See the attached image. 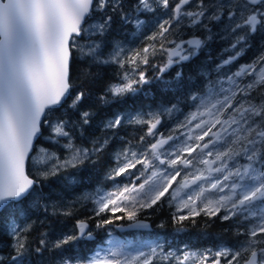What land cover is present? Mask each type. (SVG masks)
Returning a JSON list of instances; mask_svg holds the SVG:
<instances>
[{"label": "snow or ice", "instance_id": "snow-or-ice-1", "mask_svg": "<svg viewBox=\"0 0 264 264\" xmlns=\"http://www.w3.org/2000/svg\"><path fill=\"white\" fill-rule=\"evenodd\" d=\"M192 2L177 0L171 17L160 22L159 32L149 39H167L165 34L172 29L173 22L179 27L186 20L189 26L207 29L202 21L227 19V31L235 35L231 44L234 51L217 66L221 68L243 54L250 46L251 36L258 30L264 31V0H213L211 4L197 0L195 11L186 7ZM118 3L119 0H0V210L14 207L10 202H19L34 190L37 181L26 172V162L41 132V119L46 117V110L60 105L71 87L69 70L77 38L86 33V21L95 13L115 11ZM138 3L145 11L154 10L152 0H138ZM159 3L165 9L169 7V0H159ZM111 21L112 17L105 15L101 22L90 26L92 32L103 35ZM141 23L136 21L138 28ZM208 32L210 40L211 30ZM204 43L193 38L176 44L171 50L165 49L168 52L165 67L171 66L173 57L190 59ZM98 47L93 44L87 54H94ZM122 51L117 49L112 61L119 62L121 67L125 63L138 67V64H148L149 54H155L156 46H146L119 60ZM123 79L125 83L110 89L113 95L134 91L136 83H147L143 72L139 73V81L129 79L127 74ZM217 84L218 87H212L205 97L199 98V108L187 120V124L197 123L182 134L183 140L155 131L161 123L160 114H153L147 121H136L147 123L148 135L155 139L139 153L125 149L118 154V167L109 179L128 176L142 182L138 186L135 183L117 185L113 191L98 193L94 211L96 215L124 212L133 221L140 209L152 208L167 196V202H176L178 212L187 209V214L175 217L178 222L201 213L215 217L223 212L222 220L236 217L251 224L247 240L236 251L225 249L215 256L230 255L228 264H264V51L254 62L241 65ZM81 99L83 93L77 95L73 106ZM120 125L121 118L117 117L106 127ZM54 131L57 135H68L62 124ZM102 147L93 148L92 152ZM88 157L87 149L76 150L63 166L75 167ZM49 159L42 154L34 163L44 165ZM121 159L123 162L119 163ZM58 167L54 166L53 171ZM101 223L111 224L113 220L105 218ZM87 227L84 222L79 224L80 237L91 238V232L86 233ZM11 232L16 236V250L22 255L24 245L15 225ZM77 238L68 237L57 246ZM110 243L112 247L97 251L86 264H153L159 255L158 245L145 252L143 249L126 251L119 242ZM257 245L261 246L262 255L258 256ZM192 258L185 255L181 264ZM208 260L207 255L202 256L198 264H208ZM212 264H220V260L214 259Z\"/></svg>", "mask_w": 264, "mask_h": 264}, {"label": "trees", "instance_id": "trees-1", "mask_svg": "<svg viewBox=\"0 0 264 264\" xmlns=\"http://www.w3.org/2000/svg\"><path fill=\"white\" fill-rule=\"evenodd\" d=\"M137 1L119 0L115 11L108 9L105 12H97L86 21L93 19L102 21L105 15L112 17L111 24L103 35L89 36L91 41L99 45L97 54H87L92 43L89 44L86 38L80 49H73L69 70L71 87L68 96L60 107L46 112V117H43L41 121L40 137L35 144L52 151L59 158L66 153L65 146L87 149L90 155L75 167H63L42 176H34L26 162V172L37 183L31 194L19 202H10L14 203V207L0 210V264H66V262L68 264V261L70 264H83L87 256L95 249L96 244L102 242L104 237L102 230L105 225L101 223L105 219L104 214H95L96 206L93 197L99 191H111L114 183H129L128 176H119L113 180L109 179L106 173L118 166V154L125 149L140 151L146 150L149 145L144 131L139 127L125 124L106 129L103 125L115 111L128 109V101L130 103L132 101L137 106L134 108L139 110H148L152 108L151 106L174 102L181 104L185 94L198 91L194 75L188 72L187 67L201 59L207 62L215 61L219 44H223L224 49L231 44L229 41L221 43V39L227 40L232 36V33L227 31V19L220 22L204 20L207 29L201 26L187 28L184 23L180 24L171 32L174 39L178 38L176 34L184 26L182 29H185L183 31L187 32V35L198 36L205 41L199 49V55L188 60L191 64L181 63L179 75L173 78L169 75L162 80L151 77L147 83H142L141 94L147 93L144 98L139 96L131 100L112 95L107 86L111 82L118 81V75L115 72L119 70L114 69L111 62H104L105 49L107 43L116 39H125L131 32L126 22L128 15L135 11ZM176 2L177 0H169L166 11L172 12ZM212 2L213 0H204L205 4ZM196 4L197 0H193L188 7L191 6V9H194ZM152 12L139 10L137 16L146 18L150 14L153 15ZM125 19L127 20L123 23ZM121 29L124 30V34H120ZM209 29L212 34L210 40L207 39ZM171 36H166L167 39L163 40L164 45L169 43ZM79 39H83V36L77 38ZM80 93H83V99L73 106V102ZM84 113H88V117H84ZM85 119L87 123L84 122ZM49 123L62 124L68 135L56 136L49 130ZM43 136H55L56 140L44 139ZM101 145L103 147L100 151L92 152L93 148H100ZM158 204L164 212L169 214L162 217L159 226L164 249L167 248L168 243L176 248L184 245L187 248L196 249L211 242L212 239L218 240L217 245L234 247L236 243H243L248 238L249 228L245 227L243 219L233 217L230 220L219 221L215 217L198 215L178 222L171 205L165 207L161 200L152 208ZM115 217H118L117 213L112 214L110 219L113 222H119V219ZM80 220L87 222L88 230L94 233L95 238L87 240L78 237L57 246L58 243L54 242L56 240L61 242L72 233L77 237L74 235L75 222ZM12 222L18 226L17 234L24 245L21 250L22 255L18 254L15 247L16 236L10 231ZM140 236L143 238L144 235ZM256 248L259 249L261 246L257 245ZM153 264H163V261L154 259Z\"/></svg>", "mask_w": 264, "mask_h": 264}, {"label": "flooded vegetation", "instance_id": "flooded-vegetation-1", "mask_svg": "<svg viewBox=\"0 0 264 264\" xmlns=\"http://www.w3.org/2000/svg\"><path fill=\"white\" fill-rule=\"evenodd\" d=\"M171 14L172 13H170V17H171ZM170 17H165V18L169 19ZM156 19L157 20H156V24L154 26V33L159 32V27H158L157 23H159L161 21L163 22V20H165L163 17H161V18L159 17ZM125 22H126V20L123 21V23H125ZM176 26H177V23L173 22V26H172V29H170V31L173 32V30ZM183 30H185V29L180 28L179 33L176 34L177 37H179V36L180 37L177 39H174L171 36V32L166 33L165 36H167V37L171 36L169 41H177L178 40L176 42V44H180L181 42L188 41V38H189L187 35V32H185ZM130 31L133 32V29L131 28ZM120 34H124L123 29L120 30ZM93 35H98V34H92L91 36H93ZM196 38H199V37H196ZM234 38H235V35L232 34V36L230 38H227V40H226V38L221 39V43H223L225 41H229L232 44V42L234 41ZM161 43L163 44V47H161ZM248 43L250 44V46L244 50L243 54L241 56H239L237 60H235L231 64L225 65L221 68H218L217 66L221 65L224 60L228 59L232 55V52L234 51L231 48V44L229 46H227L226 49H224L223 44H219V46H218L219 52H218V55L215 56V59H214L215 61H213V62H207V61L201 59V60L195 61L191 64L188 60H190L191 58H193L196 55H199L198 54L199 50H198L196 55L192 56L188 60H180L179 57H173L174 62L171 64V66L165 67L167 65V61H168V52L167 51L165 52L166 48H164V47H167L169 50L170 48H174L176 46V44L169 42L168 46H165L163 40L157 39L152 44V45L156 46L155 54H152L153 55L152 61L148 62V64H141L142 66L137 67V66H133V65L130 66V65H127L125 63L124 66L121 67L120 64H118L116 62H111L112 63L111 65L114 67V69L119 70V72H115L119 76H118V81L111 83V84H113V86L125 83L126 81L123 79L125 74L128 75L129 79L139 81V73L140 72L144 73V79L147 82L149 80H151L150 79L151 77L162 80L166 75H169L173 78V76H176L180 73V70H181L180 65H181V63H185V62H187L188 64H191V66L187 67L188 72L192 73L194 75L195 84H198V87H197L198 91H194V92L185 94L183 96L184 101L181 104L174 102V103H170V104H166V105L161 104V105L151 106L152 108H150L148 110H139L138 108H134L137 106L134 105L132 103V101H131V103L128 101L127 102L128 109L115 111V113L112 115L115 117H113L112 120L116 119L117 117H120L121 118V125L129 124V125H132L134 127L141 128L144 131L146 141L150 145V143L154 141L155 137L148 135V131H149L148 124L147 123H137L136 121L137 120L147 121V120H150L152 118L153 114H160L161 123L155 131L157 133H162L164 136H168L171 134L174 137H179L181 140H182V138L184 139L185 137L182 134L187 133L197 123V121H192L191 124H187V120L191 116V114L196 112L197 109L199 108V106H200V99L199 98L205 97L206 94L210 91V89L212 87H218V84H217L218 80H222L226 75L237 71L241 65H246V64L252 63L256 60V58L262 53V51H264V31L258 30L254 36L250 37ZM184 48L186 50L188 49V45L186 43L184 44ZM185 54H187V53L185 52ZM200 56L203 57V55H200ZM176 61H179V62H176ZM134 67L136 68L135 72L133 71ZM131 72L133 73V75L130 74ZM121 74H124V75L122 77H120ZM251 78L252 77H245L244 79L250 80ZM142 83H144V82H142ZM140 86H141V82L136 83L133 85L134 91H128V92H125L119 96L121 98L131 99V100L133 98H136L139 96H140V98L141 97L144 98V96H147V93H145V95H142L141 90H140L141 89ZM193 96L198 97V99H196V100L192 99ZM118 107H120V106H118ZM120 108H123V107H120ZM109 122H107L103 125L104 128L110 129V128L106 127V125ZM181 125H187V126L181 127ZM140 151H143V150H140ZM119 162L122 163L123 160L121 159ZM133 171H135V170H133ZM112 172H113V169L111 171L107 172L106 176L109 177V175ZM182 175H183V173H182ZM179 179L180 178H178V181H179ZM132 183H135L137 186L140 184L139 180H136L134 177L129 178L128 184H123V183H120V184L121 185H131ZM175 187H176V185L174 184L173 188H175ZM167 199H168L167 196L162 199V202L164 203L165 207L167 205H169L167 202ZM172 210L175 212L176 217L180 216V215L187 214V210H184L183 212H178L177 210H174V209H172ZM163 212H164V210L159 204H158V206H155L154 208L140 209L137 212L136 219H143V220L148 221L149 225L151 227V230L150 231L131 230V231H123V232L117 231L115 229V226L116 225H124V224L130 222V220H128V218L124 212H116L117 215L120 217H123V219H119V222H113L111 224H104L105 225L104 226L105 232H103V235L118 236L122 240H125V239L133 237V236H140V235L148 236L147 233H150V234H154L151 236L155 237L156 242L161 241L163 237L160 234V232H161V229L159 228V226L161 225L160 221H161L162 217L165 214H167V212H164V213ZM116 213H114V214H116ZM112 214L113 213H104V218L110 219ZM223 214L224 213L221 212L219 215L215 216V218L220 221V220H222L220 217ZM167 215H169V214H167ZM200 216H205V215H204V213H201ZM192 217L193 216H189V218H192ZM194 217H196V216H194ZM234 218H236V217H234ZM243 224L245 225L246 228H249L251 221L245 220V222H243ZM91 234H93V236H95L93 232H91ZM92 239H94V237ZM217 241H218L217 239H212L211 242L205 244L204 246H202L200 248H196V249L187 248L184 245H180L176 248L174 245L168 243L167 249L169 250L168 251L169 253L174 252V250H177L178 252H189V251L198 252L199 253V255H198L199 259H200V257L207 255L209 257L208 264H212V261L214 259H219L220 264H228V260L231 259L230 255L227 258L216 257L215 253L218 251H221V250H225V249H229V250L234 252L240 247V245L242 243H236L234 247H231V246H225V245H217V243H216ZM257 251H258V256H259L260 248L257 249ZM192 262H193V264H198V263H194V261H192Z\"/></svg>", "mask_w": 264, "mask_h": 264}, {"label": "rangeland", "instance_id": "rangeland-1", "mask_svg": "<svg viewBox=\"0 0 264 264\" xmlns=\"http://www.w3.org/2000/svg\"><path fill=\"white\" fill-rule=\"evenodd\" d=\"M152 5H153V9H154V10H152L153 15L150 14L146 18L144 16H137L139 13V10H142L143 12H149V11L143 10L137 1L136 6H135V11L133 13L131 12L132 13L131 15H128L129 18H128V21L126 22L129 25V27H131L133 29V32L129 33L125 39H116V40H112L111 43H107V47L105 49V55L103 58L104 61L113 62L112 57L116 54L117 49H123V51L120 53L119 60H125L126 57L131 55L134 51H139V50L143 49L144 47L153 44V42H152L153 40L149 39V37L152 36L154 33V26H155L156 20H157L156 18L163 17L164 19H166L165 17H170L171 12L166 11V9L164 7H162V5L159 3V0H152ZM155 7L158 8V10ZM186 7L189 8L190 10H193V11L196 10V8L191 9V6H189V7L186 6ZM182 19H184V18H182ZM125 20H127V19H125ZM136 21L142 22L139 28L137 27ZM95 23H98V21L86 22L85 26H86L87 31L84 35H82L83 39L77 40L76 48H78V49L81 48V46L85 43V42H83V41H85V38L88 40L89 44H90V42L92 43V45L96 44V42H93L89 39V36H91L92 34H95L92 32L91 27H90L91 25H93ZM159 23H157V25ZM202 23H204V22L202 21ZM184 26H186L187 28L193 27V26H189V24L186 20L184 22ZM184 26L181 28H184ZM197 26H200V25H196V27ZM193 28H195V27H193ZM169 32H172V31H169ZM154 34H156V33H154ZM188 37L191 38L194 36L188 35ZM196 37H198V36H196ZM158 39L161 40V38H158ZM149 41H150V43H149ZM177 41H175V42H177ZM92 45L90 44L89 47H91ZM164 48L168 49L167 47H164ZM97 52H98V50L96 49L94 54H97ZM152 57H153V55L150 52L149 62L151 61ZM116 63L120 64L119 62H116ZM127 65H129V64H127ZM139 66H142V65L138 64V67ZM130 74L133 75L132 72ZM123 75L124 74H121L120 77H122ZM56 126H57V124H54V123L48 124L49 130L51 132H53L54 134H56L54 131V128ZM56 136H61V135L56 134ZM43 138L44 139L49 138L51 140H56L55 136L54 137L43 136ZM182 140H183V138H182ZM65 148L67 149L66 153L64 154L63 157L59 158L52 151H49V150H47L41 146L35 145L34 150L30 154V159H29V161H27V163L30 167L31 173L34 176H42V175H47L49 173H53V172H55V171H57L63 167H67V166H63V163L65 161L71 159L73 153L76 150H84V148H70L69 146H65ZM41 150H43V153ZM88 152L90 155L89 150H88ZM42 154H46L47 157L50 158L48 160V163L44 164V165L34 163V160L39 158ZM56 165H60V167L56 168V170L53 171V167ZM140 167H141L140 165H137V168H140ZM141 182H142V180H139V183H141ZM117 185L121 186V187L124 186V185H121L120 183H118V184L114 183L111 191H113L115 189V186H117ZM171 191L172 190L169 189V192H171ZM107 192H109V191H99V193H107ZM97 195L93 197V200L95 198H97ZM168 204L171 205L174 210H177L176 206H175L176 202H171V203L168 202ZM185 210H187V209H185ZM13 225H15V227L17 229V225L12 222L11 226H10V231H11V228ZM87 229H88V227H87ZM86 232H87V230H86ZM102 232H105V230H102ZM17 233H18V229H17ZM74 235H76V230H74ZM71 236H73V233L70 234V236H66L65 239L67 237H71ZM54 242L59 243V240L58 241L56 240ZM110 242H113V243L119 242V244L122 245L126 251L143 249L145 252H148V251H150L151 247H156L158 245L159 247H157V253L159 255L157 256L156 259H158L159 261H163V264H181V261L183 260V257L185 255H190L191 257H193L192 259H189L188 261H184L185 264L186 263L193 264L192 261H194V263H198V260H199V258H198L199 253L194 252V251L178 252L177 250H174V252L169 253L167 248L164 249L162 247L163 244L161 241L156 242L154 236L148 235V236H143V238L141 236H133V237L127 238L125 240H122L118 236H112V235L106 236V235H104L102 242L96 244L95 249L87 256V258L84 260L83 264H86V262L90 258H92L97 253V251H100V250L106 251L108 248L112 247L113 245ZM103 254H104V252H101V255H103ZM259 255H262L260 253V251H259ZM68 264H70L69 261H68Z\"/></svg>", "mask_w": 264, "mask_h": 264}, {"label": "water", "instance_id": "water-1", "mask_svg": "<svg viewBox=\"0 0 264 264\" xmlns=\"http://www.w3.org/2000/svg\"><path fill=\"white\" fill-rule=\"evenodd\" d=\"M193 38H195V37H191V38H189L188 40H191V39H193ZM172 49H173V48H172ZM170 50H171V49H170ZM68 93H69V91H68ZM68 93L65 95V97H64V99L62 100V102H61L60 105L54 106V107H52L51 109L60 107V106L62 105V103L64 102V100L66 99V97L68 96ZM48 110H50V109H47L46 112H47ZM42 118H43V117H42ZM41 121H42V119H41ZM39 137H40V134H39V135L36 137V139L34 140V142H33V147L35 146V143H36V141H37V139H38ZM30 154H31V153H30ZM30 154H29V155H30ZM25 170H26V169H25ZM30 178H32V177H30ZM32 179H33V178H32ZM81 222H84V223L87 224V222H85V221H83V220H80V221H76V222H75V228H76V235H77V237H80V236H79V224H80ZM142 225H143V226H142ZM87 226H88V224H87ZM115 229H116L117 231H120V232H123V231H131V230H144V231H150V230H151V227H150L148 221L143 220V219H136V220L130 221V222L124 224V225H116V226H115ZM86 230H87V229H86ZM93 237H94V236L91 234V238H88L87 236H85V237H83V238H84V239H87V240H90V239H92Z\"/></svg>", "mask_w": 264, "mask_h": 264}, {"label": "bare ground", "instance_id": "bare-ground-1", "mask_svg": "<svg viewBox=\"0 0 264 264\" xmlns=\"http://www.w3.org/2000/svg\"><path fill=\"white\" fill-rule=\"evenodd\" d=\"M36 145V144H35ZM169 251V250H168ZM181 251V250H180ZM167 252V251H166Z\"/></svg>", "mask_w": 264, "mask_h": 264}]
</instances>
